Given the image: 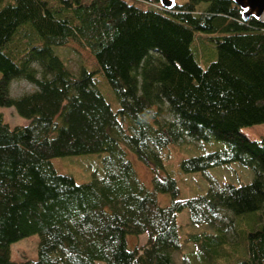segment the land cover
Here are the masks:
<instances>
[{"label":"trees","instance_id":"obj_1","mask_svg":"<svg viewBox=\"0 0 264 264\" xmlns=\"http://www.w3.org/2000/svg\"><path fill=\"white\" fill-rule=\"evenodd\" d=\"M195 33L216 49L206 68ZM59 48L80 55L77 74ZM16 80L36 89L12 97ZM0 106L29 120L11 126L0 113V264H175L184 209L192 224L216 230L190 236L202 264H264V137L241 133L264 123V17L243 20L231 0H175L172 9L158 0H0ZM183 138L225 145L182 161L183 172L237 162L253 180L215 189L206 176L207 194L179 199L176 180L157 173L162 150ZM127 149L154 170L153 190ZM81 154L102 155L101 176L77 183L51 162ZM158 192L171 204L161 206ZM226 211L241 223L232 255ZM35 234L37 259L12 260L11 245ZM143 234L145 244L130 246Z\"/></svg>","mask_w":264,"mask_h":264},{"label":"rangeland","instance_id":"obj_2","mask_svg":"<svg viewBox=\"0 0 264 264\" xmlns=\"http://www.w3.org/2000/svg\"><path fill=\"white\" fill-rule=\"evenodd\" d=\"M180 1V0H177ZM182 1V0H181ZM143 8H148L147 4H139ZM195 44L192 45L195 59L203 67L206 68L217 57L215 46L207 39H201L199 33H195ZM196 48V50H195ZM57 53L63 59L66 67L73 73H78L84 61L74 50L69 48H59ZM111 92V98L106 95V99L111 103L113 109L119 108V102L116 94ZM36 87L24 80L13 81L10 85V95L12 97H20L22 95L31 93ZM103 92V91H102ZM105 92V91H104ZM103 92V93H104ZM0 113L4 120L11 126L27 125L29 120L17 113L13 106H0ZM163 118H169L168 115ZM241 133L248 138L257 140L264 137V123L245 126L241 129ZM225 147L223 142L217 140L199 141L183 138L179 141L169 144L161 152V160L163 168L158 169L157 175L164 177L166 175L172 176L178 185L180 196L179 199H189L205 195L208 193L210 184L208 176L214 183V188L219 189L226 183L234 185H243L250 183L254 178L253 170L249 167L243 166L237 162H232L224 166H216L208 170L204 175L201 172L185 173L181 170V163L184 160L192 157L204 155L216 150H222ZM127 158L131 161L135 172L139 179L149 189L153 190L154 184V170H152L143 161L130 150H126ZM102 155L98 154H81L74 156H60L51 159V162L58 173L72 176L77 183H87L91 181L94 174L101 176ZM157 199L161 206L165 207L171 204L172 197L166 193H157ZM257 214V213H255ZM253 215V214H252ZM223 220L222 226L225 224L231 225L229 229L223 234L225 237V247L233 254L239 253L241 247H237L242 241V236L239 235L241 223L230 212H223L221 214ZM247 219V217H246ZM177 224L179 226V235L181 241V250L173 252V260L175 264H202L200 258L204 257L201 252V244L192 242L190 236L192 234H213L216 233L215 228L207 225H194L190 222V215L187 209L178 212L176 215ZM254 219L248 225V228L255 227ZM221 221V220H220ZM232 221L234 227H232ZM39 242L38 234L31 235L27 238L20 239L11 245V258L16 262L24 261L26 259H37V246ZM130 246L140 247L146 242V234L138 237H128ZM220 251V250H219ZM211 255V253L209 254ZM230 258V257H229ZM220 262H225L226 258L222 256ZM105 264V263H97Z\"/></svg>","mask_w":264,"mask_h":264},{"label":"water","instance_id":"obj_3","mask_svg":"<svg viewBox=\"0 0 264 264\" xmlns=\"http://www.w3.org/2000/svg\"><path fill=\"white\" fill-rule=\"evenodd\" d=\"M162 7L172 9L175 6V0H158ZM242 10L243 20L249 18L261 19L264 16V0H231Z\"/></svg>","mask_w":264,"mask_h":264}]
</instances>
